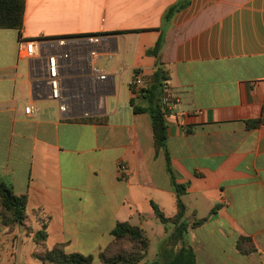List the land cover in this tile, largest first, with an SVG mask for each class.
I'll return each instance as SVG.
<instances>
[{
	"label": "crops",
	"instance_id": "0c3cea01",
	"mask_svg": "<svg viewBox=\"0 0 264 264\" xmlns=\"http://www.w3.org/2000/svg\"><path fill=\"white\" fill-rule=\"evenodd\" d=\"M24 1L25 38L112 39L94 64L107 79L92 89L88 63L69 74L67 92L88 86V103L63 113L21 55L19 30L0 29V178L27 196L24 223L0 226V264H42L33 253L43 223L48 248L64 243L68 253L98 257L119 222L146 231L160 220L152 202L166 217L177 213L151 116L130 103L135 73L150 84L162 66L179 98L166 122L173 168L188 184L186 218H208L189 229L187 245L197 264H264V124H246L263 115L264 0ZM180 1L189 4L166 22ZM163 31L161 55L148 54ZM83 117L102 122L72 120ZM242 237L249 253L239 250Z\"/></svg>",
	"mask_w": 264,
	"mask_h": 264
},
{
	"label": "trees",
	"instance_id": "16d2710c",
	"mask_svg": "<svg viewBox=\"0 0 264 264\" xmlns=\"http://www.w3.org/2000/svg\"><path fill=\"white\" fill-rule=\"evenodd\" d=\"M189 1H180L171 6L165 13V21L170 22L174 15L184 9ZM25 18L24 0H0V29H17L22 36V29ZM128 33V32H125ZM165 44V33L161 34L154 48L147 51L148 54L159 57ZM139 72L135 73L134 80L137 79ZM170 72L165 66L157 67L150 84L136 89L131 84L134 97L130 103L134 113H148L151 116L153 126L155 155L164 153L166 171L171 179L172 187L177 199V213L173 217H166L159 206L152 202L157 217L164 224H172L174 230L168 241L165 243L162 251L164 255L162 261L155 264H197L195 250L188 246L185 237L190 228L202 225L208 218L187 220V206L183 196L187 193L188 184L178 182L177 173L172 164L171 153L168 148V125L166 116L170 110L166 107L163 99L164 91L169 86ZM72 120L96 123L102 122L100 118L83 117ZM248 128L258 127L264 124V105L263 115L260 119L249 120L246 122ZM217 208L212 210V214ZM27 219V196H17L10 183L0 178V226L13 227L22 225ZM193 222V223H191ZM48 226L42 224L40 230L36 232L37 250L33 257L43 264H94L99 259L100 264H141L144 261L150 247V239L144 229L138 225H133L128 221L119 222L114 228L113 240L98 255H83L78 252L68 253L65 250V244L59 243L52 248H48ZM181 244L178 250H171L172 246ZM250 248H245L246 245ZM239 250L243 253H249L253 250L251 239L242 237L238 242ZM147 264V263H142Z\"/></svg>",
	"mask_w": 264,
	"mask_h": 264
},
{
	"label": "built area",
	"instance_id": "2783aa9c",
	"mask_svg": "<svg viewBox=\"0 0 264 264\" xmlns=\"http://www.w3.org/2000/svg\"><path fill=\"white\" fill-rule=\"evenodd\" d=\"M109 36L86 35L71 36L57 39H47L40 36L28 39L23 36L19 39L21 55L32 64L34 74L43 79L49 86L48 98L60 103L63 113L72 112L77 106L85 108L88 103L86 95L88 86L74 93H68L64 87V80L73 72H82L85 63L91 67L89 79L91 87H97L99 82L107 79V74L100 68L94 66L96 61L107 51L109 47ZM136 89L145 86L141 76L131 83ZM166 107L171 110L179 102L175 92L168 86L163 95ZM29 113L36 115L37 108L31 104ZM85 115L89 112L84 111ZM127 170L119 166L120 178L124 179ZM43 264V263H42Z\"/></svg>",
	"mask_w": 264,
	"mask_h": 264
},
{
	"label": "rangeland",
	"instance_id": "374dc122",
	"mask_svg": "<svg viewBox=\"0 0 264 264\" xmlns=\"http://www.w3.org/2000/svg\"><path fill=\"white\" fill-rule=\"evenodd\" d=\"M173 227L172 224H164L160 220L146 226V231H144L150 239V247L142 263L155 264L158 261H162L164 257V255L162 256L164 242L168 241ZM166 229H169L168 233ZM94 264H100L99 259H96Z\"/></svg>",
	"mask_w": 264,
	"mask_h": 264
},
{
	"label": "water",
	"instance_id": "95a60500",
	"mask_svg": "<svg viewBox=\"0 0 264 264\" xmlns=\"http://www.w3.org/2000/svg\"><path fill=\"white\" fill-rule=\"evenodd\" d=\"M109 39H112V37H111V38H109ZM159 66H162L161 62H159Z\"/></svg>",
	"mask_w": 264,
	"mask_h": 264
}]
</instances>
